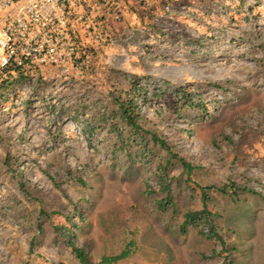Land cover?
Returning a JSON list of instances; mask_svg holds the SVG:
<instances>
[{
	"label": "rangeland",
	"instance_id": "obj_1",
	"mask_svg": "<svg viewBox=\"0 0 264 264\" xmlns=\"http://www.w3.org/2000/svg\"><path fill=\"white\" fill-rule=\"evenodd\" d=\"M77 11L82 67L28 70L2 93L0 264H81L70 244L89 264L127 246L111 264H264V0H86ZM118 99L144 118L134 140ZM192 182L210 188L223 246L206 226L180 232L203 208Z\"/></svg>",
	"mask_w": 264,
	"mask_h": 264
},
{
	"label": "built area",
	"instance_id": "obj_2",
	"mask_svg": "<svg viewBox=\"0 0 264 264\" xmlns=\"http://www.w3.org/2000/svg\"><path fill=\"white\" fill-rule=\"evenodd\" d=\"M86 0H0V87L19 73L42 67L81 68L72 20ZM23 74V73H22Z\"/></svg>",
	"mask_w": 264,
	"mask_h": 264
},
{
	"label": "trees",
	"instance_id": "obj_3",
	"mask_svg": "<svg viewBox=\"0 0 264 264\" xmlns=\"http://www.w3.org/2000/svg\"><path fill=\"white\" fill-rule=\"evenodd\" d=\"M26 78L22 73H19L16 78L7 79L0 87V100L4 99L2 93L6 92L10 87L17 85L18 83H21ZM176 95H179V93H182L181 89H177ZM118 110L116 114L118 115L119 119L124 122L125 126L130 128V135L128 136L130 140H134L137 135H143L145 132L143 129V116H141L138 112L135 110V104L133 101L126 100L123 101L121 99H118ZM87 130H91L88 126L85 127ZM142 137V136H140ZM117 138L121 141L122 137L120 133H117ZM153 140L157 142L159 145H161L162 148L167 149V144L164 143L161 140H158L155 136H153ZM137 145H140V143H137ZM121 151V150H120ZM167 152L170 154L169 150L167 149ZM171 158L177 159L176 156L172 155ZM183 164L184 169L187 170V174L189 175L190 172H192L193 168L190 164L184 162L183 160H180ZM159 181L161 184V189L165 190L167 192V198L165 199L164 203H160L161 206L166 207V204L170 203V190H169V182L166 179L167 175L165 174V168H161L159 173ZM79 183L83 184V181L81 179H78ZM193 183V182H192ZM194 184V183H193ZM194 188L197 189L201 196L202 201V210L199 212H188L186 213L184 217V221L180 226V232L185 233L187 226L193 225L194 227L198 228V232L200 235L203 234V227H207V234H205L206 237L210 239H214L218 243H220L222 246L224 245V242L220 238V236L215 231L214 226V217L211 214V212L207 209L208 207V191L210 188L208 187H202L197 184H194ZM222 192L223 194L228 193V186L223 187L222 189L218 190ZM237 195L236 192L233 193V196ZM131 245V244H130ZM71 250L73 254L79 259L81 264H89L87 260V256L85 252L81 248H77L75 245L70 244ZM133 250L130 248V246H127L120 254L112 257H103L97 264H111L114 262H117L119 260L125 259L129 257L132 254Z\"/></svg>",
	"mask_w": 264,
	"mask_h": 264
}]
</instances>
